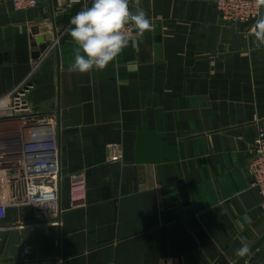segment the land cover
<instances>
[{
	"label": "crops",
	"instance_id": "crops-1",
	"mask_svg": "<svg viewBox=\"0 0 264 264\" xmlns=\"http://www.w3.org/2000/svg\"><path fill=\"white\" fill-rule=\"evenodd\" d=\"M91 3L0 0V98L29 82L61 155L54 208L20 204L16 168L0 182V264L236 263L264 236L247 172L264 129L254 24L222 22L212 0H140L153 28L138 46L70 72V20ZM241 264H264V241Z\"/></svg>",
	"mask_w": 264,
	"mask_h": 264
},
{
	"label": "built area",
	"instance_id": "built-area-1",
	"mask_svg": "<svg viewBox=\"0 0 264 264\" xmlns=\"http://www.w3.org/2000/svg\"><path fill=\"white\" fill-rule=\"evenodd\" d=\"M39 1L11 0V3L16 10H27L34 8ZM212 3L224 23L254 24L262 13V9L258 10L255 7L254 0H212ZM132 31L134 34L135 30ZM29 86V82L25 80L0 98V121L17 125L13 127L11 124L13 128L0 141V182L8 178V168H16L17 174L14 179L21 193L20 204L54 208L61 176L56 115L39 112L31 106L26 98ZM247 172L249 186L257 189L264 199L262 128L258 130L251 148ZM5 217L6 204L0 201V220Z\"/></svg>",
	"mask_w": 264,
	"mask_h": 264
},
{
	"label": "clouds",
	"instance_id": "clouds-1",
	"mask_svg": "<svg viewBox=\"0 0 264 264\" xmlns=\"http://www.w3.org/2000/svg\"><path fill=\"white\" fill-rule=\"evenodd\" d=\"M129 3L130 0H92L90 7L71 18L72 27L68 33L76 47L68 71L81 74L103 71L130 43L134 48L138 46L153 24L140 6V0H135V10L129 7ZM254 3L258 10L264 9V0H254ZM249 35L254 37L255 48L264 46V14H259ZM247 253V246L238 250L241 256Z\"/></svg>",
	"mask_w": 264,
	"mask_h": 264
},
{
	"label": "water",
	"instance_id": "water-1",
	"mask_svg": "<svg viewBox=\"0 0 264 264\" xmlns=\"http://www.w3.org/2000/svg\"><path fill=\"white\" fill-rule=\"evenodd\" d=\"M157 32H159L157 30ZM158 41H159V36L157 37ZM159 49V46H158ZM264 241V236L261 237V239H259L249 250L248 253L243 255L236 263L234 264H241V262L262 242Z\"/></svg>",
	"mask_w": 264,
	"mask_h": 264
}]
</instances>
